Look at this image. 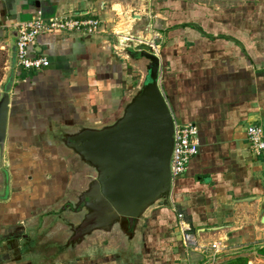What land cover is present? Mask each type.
Masks as SVG:
<instances>
[{
	"label": "crops",
	"instance_id": "crops-1",
	"mask_svg": "<svg viewBox=\"0 0 264 264\" xmlns=\"http://www.w3.org/2000/svg\"><path fill=\"white\" fill-rule=\"evenodd\" d=\"M222 1L0 0V97L13 74L0 160V264H180L186 255L175 208L207 252L203 264L264 257V158L246 133L251 124L264 128V0ZM38 11L45 20L97 18L100 29L41 33L29 54L50 65L26 69L17 63L18 24ZM152 33L160 87L175 123L198 126L199 152L176 180L171 205L146 217L140 246L102 235L69 246L80 218L62 207L75 176L59 136L122 115L146 75V61L131 58L136 46L123 38Z\"/></svg>",
	"mask_w": 264,
	"mask_h": 264
},
{
	"label": "water",
	"instance_id": "water-1",
	"mask_svg": "<svg viewBox=\"0 0 264 264\" xmlns=\"http://www.w3.org/2000/svg\"><path fill=\"white\" fill-rule=\"evenodd\" d=\"M127 52L146 61V75L122 115L112 124L84 127L68 137L78 159L98 173L80 197L85 210H73L80 223L73 229L72 242L93 235L137 237L152 208L171 202L176 123L158 80L160 58L146 49ZM12 80L11 73L0 97V160ZM3 173L7 187L9 174Z\"/></svg>",
	"mask_w": 264,
	"mask_h": 264
},
{
	"label": "built area",
	"instance_id": "built-area-1",
	"mask_svg": "<svg viewBox=\"0 0 264 264\" xmlns=\"http://www.w3.org/2000/svg\"><path fill=\"white\" fill-rule=\"evenodd\" d=\"M101 21L97 18H82L55 16L45 20L42 12L38 11L37 15L29 21L18 24V39L16 42L17 63L26 69L40 70L50 65V61L45 56L32 57L29 54V48L35 43L37 37L43 32H83L94 34L100 29ZM159 35L152 33L150 39L136 38L134 36H125L123 42L129 46V42L136 46V49L150 50L156 55H160V45L158 44ZM247 138L254 154L264 158V128L260 125L251 124L246 129ZM199 152V129L194 123L175 124V143L171 159V172L173 187L176 180L188 168L192 157ZM178 229L180 230L182 241L186 248H200L198 237L193 232L191 224L186 220L184 213L178 211ZM214 250L212 261H217L219 246L213 244Z\"/></svg>",
	"mask_w": 264,
	"mask_h": 264
},
{
	"label": "rangeland",
	"instance_id": "rangeland-1",
	"mask_svg": "<svg viewBox=\"0 0 264 264\" xmlns=\"http://www.w3.org/2000/svg\"><path fill=\"white\" fill-rule=\"evenodd\" d=\"M249 1H253V0H223V4H228V3H233V4H237V2H245V3H248ZM62 150L67 153V149L63 146ZM68 156V154H67ZM69 157V156H68ZM74 163V164H73ZM72 163V169H73V174L75 176V180H74V183H73V188L71 190V194H69L70 196H68L69 198V203L71 202L72 205H75L76 206V203H77V198H78V194L79 192L81 191V189H84V187H82L83 185L86 187H88L90 181H91V177H89V175L91 174V172H94L93 170H90L87 166H85L81 161L80 159H78V163L73 161ZM84 181H86L87 183L84 184ZM1 186H3V181L0 183ZM0 186V188H1ZM66 202V203H68ZM170 205H171V202H170ZM169 205V206H170ZM168 206V207H169ZM64 209H67L68 206H62ZM162 207H154L152 208L151 212L149 214H152L154 211H157L159 209H161ZM57 209V208H56ZM150 217V216H149ZM70 222L72 224H74L75 220L74 219H70ZM79 222H75V225H78ZM146 225L143 223V225L140 227L139 231H138V236L137 237H132V236H124V235H119L118 237H115V240L118 242V244L120 246H124V245H129L131 244V246H133V248H137L138 246H140V243L142 242L141 239L142 238V232H143V229ZM73 229H71V233L69 235V240H70V236L73 235ZM171 230V229H170ZM196 233V232H195ZM106 239V238H105ZM105 241V240H104ZM108 241V237H107V240L106 242ZM153 245H154V248L157 249L158 245L156 244V242H153ZM165 248H163V251H158L159 254L162 255V253L165 251V254L163 253L162 257L164 256L166 259V263H167V257H169V254H168V250H164ZM200 249H195V248H186L185 247V251H184V254L186 255L184 257L183 260H179L177 259L175 262L177 263H182V264H203V261H206L207 260V257L206 255L207 252H203L204 254V258H203V254L202 256H199L197 253H199ZM213 254V252H211V255ZM210 255V256H211ZM163 257V258H164ZM255 260V264H264V257H260L257 255V259L254 258ZM169 261V260H168ZM173 262V260H170Z\"/></svg>",
	"mask_w": 264,
	"mask_h": 264
},
{
	"label": "flooded vegetation",
	"instance_id": "flooded-vegetation-1",
	"mask_svg": "<svg viewBox=\"0 0 264 264\" xmlns=\"http://www.w3.org/2000/svg\"><path fill=\"white\" fill-rule=\"evenodd\" d=\"M59 142H60V144H61V147L63 148V146L67 149V153H68V156H69V158L73 161H75L76 160V162L78 163V156H77V154L75 153V150L73 149V147L70 145V143H69V139H68V137H67V135L66 134H62L61 136H59ZM94 171V170H93ZM97 175H98V173L96 172V171H94V172H91V174L89 175V177H91L92 179H91V181L94 179V178H96L97 177ZM90 181V182H91ZM85 183H87L86 181H84V184ZM82 187H84V189H81V191L79 192V194H78V198H77V203H76V206L75 205H72V203L70 202H68V203H65L66 204V206H68V208L70 209V210H74V209H77L78 208V210H80L81 208L82 209H84L85 210V204H84V201H82L81 202V200H80V197H81V195L85 192V190L87 189V187L85 188V186L83 185ZM77 205H78V207H77ZM65 206V205H64ZM71 227H70V233H71V229H74V227L72 226V225H70ZM76 227H78V226H76ZM75 227V228H76ZM73 231V235H74V230H72ZM73 235H71L70 236V239H72V237H73ZM69 242V246H75L76 244H78V241H76V242H72V241H68Z\"/></svg>",
	"mask_w": 264,
	"mask_h": 264
},
{
	"label": "trees",
	"instance_id": "trees-1",
	"mask_svg": "<svg viewBox=\"0 0 264 264\" xmlns=\"http://www.w3.org/2000/svg\"><path fill=\"white\" fill-rule=\"evenodd\" d=\"M258 252L262 256H264V247L260 248ZM227 264H248V261H247V259H244L242 257H238L236 259L229 261Z\"/></svg>",
	"mask_w": 264,
	"mask_h": 264
}]
</instances>
